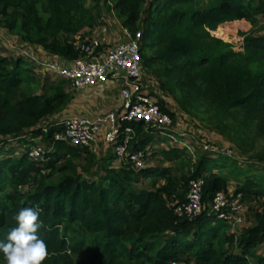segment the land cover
I'll return each instance as SVG.
<instances>
[{
    "label": "trees",
    "instance_id": "1",
    "mask_svg": "<svg viewBox=\"0 0 264 264\" xmlns=\"http://www.w3.org/2000/svg\"><path fill=\"white\" fill-rule=\"evenodd\" d=\"M105 1L113 2L109 9L133 35L142 28L144 69L153 74L155 64L163 86L182 104L205 102L214 111L213 125L236 144L242 140L238 130L250 132L252 142L264 134V26L257 18L264 14V0ZM99 7L100 0L93 5L88 0H0V28L52 57L75 59L81 52L71 38L90 39ZM228 27L243 38L242 52L227 50L229 43L215 33ZM12 53L0 49V142L7 144H0V240L15 226V214L28 206L40 213L38 236L49 254L43 264H264V252L258 250L264 244V173L254 162L239 166L219 150L197 152L190 162L180 158L184 150L170 147L161 160L178 158L179 173L170 165L144 162L136 168L121 162L104 164L94 172L96 179H85L76 160L84 155L90 171L91 147L56 139L63 128L43 124L72 99L67 81L46 69L58 78L48 81L46 92L32 57ZM158 103L174 125L176 112L163 100ZM127 124L135 132L130 142L135 150L158 132L142 122ZM35 138L47 146L41 158L30 159L25 148L12 156L18 139L27 147ZM141 151L145 160L148 149ZM251 157L264 161V149ZM197 178L204 181L201 211L179 215L175 206L185 201L189 181ZM140 179L149 182L141 185ZM220 191L229 198L240 194L247 208L254 207L252 225L238 235L210 210Z\"/></svg>",
    "mask_w": 264,
    "mask_h": 264
},
{
    "label": "built area",
    "instance_id": "2",
    "mask_svg": "<svg viewBox=\"0 0 264 264\" xmlns=\"http://www.w3.org/2000/svg\"><path fill=\"white\" fill-rule=\"evenodd\" d=\"M119 31L106 40V35L90 37L75 36L74 48L81 52L75 59L49 57L42 65L67 81L72 90H82L102 85L107 80L119 81L120 103L96 116L73 115L61 122H56L63 132L55 135L72 146L92 147L99 134L103 133V141L111 146L112 153L122 163L132 162L136 168L144 167L143 152L130 147L135 132L131 122H142L146 127L158 129V132H174L171 116L162 110L158 103V89L152 81L142 62L140 40L142 30L133 35L120 23ZM105 28H103V31ZM102 31V29H101ZM103 33V32H102ZM164 101V100H163ZM165 107H168L167 103ZM125 123V124H124ZM173 138V136H170ZM204 147L213 151H221L224 155H232L229 148H218L214 143H204ZM30 159L41 158L42 147L32 146L25 150ZM203 178L189 181V189L185 201L175 206L179 215L192 217L201 211ZM245 202L241 195L229 198L224 192L215 194L210 203V210L218 218L230 225L243 220ZM169 264H194L192 261H171Z\"/></svg>",
    "mask_w": 264,
    "mask_h": 264
},
{
    "label": "rangeland",
    "instance_id": "3",
    "mask_svg": "<svg viewBox=\"0 0 264 264\" xmlns=\"http://www.w3.org/2000/svg\"><path fill=\"white\" fill-rule=\"evenodd\" d=\"M94 1L95 0H88L90 5H93ZM206 1L207 0H203L202 3ZM112 3L113 2H111V4ZM202 3L200 2L199 5H202ZM104 4H106V1L104 2V0H100L99 8L100 10L102 9V12L98 18L97 25L91 31H89V33L91 37L100 36L104 34L107 36L106 40L111 41L112 35H114V33L120 30V25L117 24H121V21L117 17L115 10L109 9V6L111 4ZM188 6L189 4L184 5V7ZM257 18L260 26H264V14H258ZM103 28H105L104 31ZM235 29V27H228L226 30H222L219 28L215 31V33L221 34L223 40L229 43L227 50L242 52L241 46L243 43V38L235 32ZM140 30H142V28ZM73 38L75 39L74 36L71 39ZM141 44L142 43L140 42V45ZM0 49L9 56L13 54V50L16 53L23 54L29 52V54L25 55V57L28 58L29 55L33 57L32 59L34 61L32 60V65L35 69L34 71L36 73L38 72L37 74H39L43 81H45L44 90L46 92L47 85L49 84L48 81L51 79H58L55 74L51 72H46V68L42 65L43 61L51 57L50 53H48V51L45 50L43 47L22 40L20 37H18V35H14L12 33L7 32L3 28H0ZM23 50H25L26 52ZM16 53L14 55H16ZM245 56L246 53H243L242 58H244ZM152 67L155 72L152 74V81L156 83V88L158 89L159 94L158 99L164 100V102L167 103L169 108L176 112V121L174 124V128L176 129V131L171 133L166 131L162 133L153 132L150 135L149 142L145 144L143 148H140V150L148 149L149 153H147V157L145 160L148 165L156 167L170 165L172 166V172L174 171L176 173H179L181 171V167L179 168V164H177L178 158H175L174 161L166 162L163 160L162 162V152H164V150H167L170 147L180 148V150H184L182 151V155L180 156V158L187 159L189 157L190 162H194L197 152H214L213 150L204 147V143L210 142L214 143V145L218 148L229 147V149L232 151V155L228 156V159L231 160L232 158L236 160L240 164L239 166H248L250 163L254 162L258 166V168H256V170H258V173H264V161L251 157L253 155H257V153L262 152V150L264 149V134L254 136L252 142L250 132L244 135L241 133V130H238L242 137V140L237 138L236 144L234 140L232 141L226 134L220 132L218 128L213 125L212 121L214 120V111L211 110L205 102L194 101L188 104H182L177 96L168 92L165 86H163L164 80L158 75V70H155L157 66L154 64ZM44 74L46 79L43 76ZM119 87V81L113 80H107L102 85L97 87H90L76 91L70 89L66 85V90L71 93L72 99L67 103L65 107H62L57 113L48 117L46 121L43 122V124H46L47 122H54V124H56L55 122H61L60 120L65 119L67 117H72L73 115L94 116L95 114L105 113L106 111H108V109H112V107H115L116 102L114 100H116L119 96ZM90 95L92 97H103L105 95L107 100L110 101L104 99L102 102H99L100 100H98L95 104H92L88 99ZM170 136H173V138L170 139ZM17 142L20 143V146L15 147V149L13 148L12 156L14 157H17L21 153V150H23L22 148H25L27 150V148H30L32 146H40L42 147L44 152L45 148L47 147L43 145V142H41L37 138H35L32 143L28 144L27 147H23V145L25 144L24 139H18ZM1 145L7 146L6 143H2ZM91 152L95 160L91 164L92 166H89V168H91L90 171L86 170L88 165L84 155H82L81 158H78L76 160L78 170L83 174V177L85 179H96V177L93 175L94 172L100 173V168L104 164L106 165L107 163H111L112 165H116L113 162L115 161V159L111 157L113 154L109 151L108 147H105L102 141L98 143L96 142L91 147ZM259 161L262 163L260 164ZM213 163L214 161L211 162V164ZM183 172H187V170L184 168ZM158 180L162 182L160 177L158 178ZM148 182V180L140 179L141 185H146L148 184ZM251 206L253 205H250V208H247L249 207V204L246 203L243 210L242 222L235 223L233 226L230 225L229 231H234L235 234L238 235L243 231V229L252 225L253 214L250 209L254 207ZM255 206H257V204ZM258 250L259 252L263 253L264 244L259 246Z\"/></svg>",
    "mask_w": 264,
    "mask_h": 264
},
{
    "label": "clouds",
    "instance_id": "4",
    "mask_svg": "<svg viewBox=\"0 0 264 264\" xmlns=\"http://www.w3.org/2000/svg\"><path fill=\"white\" fill-rule=\"evenodd\" d=\"M39 217V210L28 206L21 207L15 214V226L0 240L2 264H43L49 254L45 242L38 236V230L43 227Z\"/></svg>",
    "mask_w": 264,
    "mask_h": 264
},
{
    "label": "crops",
    "instance_id": "5",
    "mask_svg": "<svg viewBox=\"0 0 264 264\" xmlns=\"http://www.w3.org/2000/svg\"><path fill=\"white\" fill-rule=\"evenodd\" d=\"M119 90H120V87H119ZM119 95H120V93H119ZM89 99V101L92 103V104H95L96 103V101H98V100H100L99 102H102L104 99H106L107 100V98L105 97V95L103 96V97H92L91 95H90V97L88 98ZM107 101H110V100H107ZM116 103H115V107L113 108L112 107V109H116L118 106H119V103H120V96H118L117 97V99L116 100H114ZM108 110H111V109H108ZM96 115H99V114H95L94 116H96ZM103 133H104V131H102L100 134H99V136H98V138H97V143L98 142H103L104 143V141H103ZM116 165H113V166H118L120 163H121V161L119 160V159H115V161H113ZM112 162V163H113Z\"/></svg>",
    "mask_w": 264,
    "mask_h": 264
}]
</instances>
